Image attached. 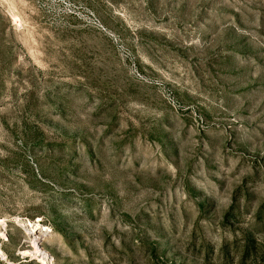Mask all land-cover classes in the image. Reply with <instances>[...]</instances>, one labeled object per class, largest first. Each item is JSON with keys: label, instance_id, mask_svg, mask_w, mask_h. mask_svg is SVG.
Here are the masks:
<instances>
[{"label": "rangeland", "instance_id": "rangeland-1", "mask_svg": "<svg viewBox=\"0 0 264 264\" xmlns=\"http://www.w3.org/2000/svg\"><path fill=\"white\" fill-rule=\"evenodd\" d=\"M0 264H264V0H0Z\"/></svg>", "mask_w": 264, "mask_h": 264}]
</instances>
